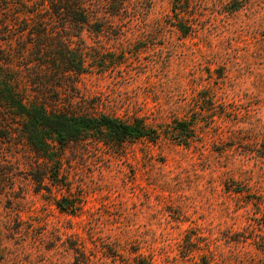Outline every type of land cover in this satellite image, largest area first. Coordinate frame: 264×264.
<instances>
[{
    "label": "rangeland",
    "instance_id": "374dc122",
    "mask_svg": "<svg viewBox=\"0 0 264 264\" xmlns=\"http://www.w3.org/2000/svg\"><path fill=\"white\" fill-rule=\"evenodd\" d=\"M186 1L131 0L85 31L98 66L63 92L161 131L192 119V142L51 138L41 154L0 121V264H264V0ZM16 11L0 7V23Z\"/></svg>",
    "mask_w": 264,
    "mask_h": 264
},
{
    "label": "trees",
    "instance_id": "16d2710c",
    "mask_svg": "<svg viewBox=\"0 0 264 264\" xmlns=\"http://www.w3.org/2000/svg\"><path fill=\"white\" fill-rule=\"evenodd\" d=\"M129 1L0 0L1 8H18L14 19L0 23L10 46L0 50V121L19 123L20 134L41 154L48 153L51 138L64 145L94 138L120 146L138 139L156 142L163 132L184 145L194 139L192 119H174L168 130L161 131L142 118L127 121L110 114L84 112L77 109L75 96L63 92L67 86H77L74 77L98 66L97 53L90 49L84 32H105L108 20L120 16ZM231 1L236 3L234 10L239 9V0ZM34 4L36 9L27 11L25 6ZM179 4L188 6L186 0H177ZM187 13L181 7L175 9L174 22L183 35L190 34L195 26ZM22 15L26 19H21ZM30 15L33 21L27 18ZM16 24L18 35L13 34ZM129 264L158 263L151 255L137 254Z\"/></svg>",
    "mask_w": 264,
    "mask_h": 264
},
{
    "label": "water",
    "instance_id": "95a60500",
    "mask_svg": "<svg viewBox=\"0 0 264 264\" xmlns=\"http://www.w3.org/2000/svg\"><path fill=\"white\" fill-rule=\"evenodd\" d=\"M68 202L66 201V204H67Z\"/></svg>",
    "mask_w": 264,
    "mask_h": 264
}]
</instances>
